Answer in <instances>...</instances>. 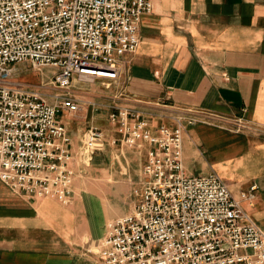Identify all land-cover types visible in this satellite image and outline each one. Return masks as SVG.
<instances>
[{"label":"built area","instance_id":"1","mask_svg":"<svg viewBox=\"0 0 264 264\" xmlns=\"http://www.w3.org/2000/svg\"><path fill=\"white\" fill-rule=\"evenodd\" d=\"M151 10V0H0V180L6 186L28 198L69 201L72 136L58 114L100 108L70 87L85 77L116 81L118 58L136 50L141 16ZM17 63L57 72L36 87L14 78ZM48 84L52 92L43 91ZM190 113L151 130L143 111L110 107L120 135L114 143L149 148L138 200L109 220L94 250L100 264H264V229L227 183L213 172H184L182 134L196 122ZM104 141L102 129L89 126L78 162H89ZM256 187L241 198L251 202Z\"/></svg>","mask_w":264,"mask_h":264},{"label":"crops","instance_id":"2","mask_svg":"<svg viewBox=\"0 0 264 264\" xmlns=\"http://www.w3.org/2000/svg\"><path fill=\"white\" fill-rule=\"evenodd\" d=\"M151 2L136 50L118 58L116 81L102 80L114 92L105 103L83 98L100 108H82L75 128L66 121L75 172L69 201L28 198L0 180V264H100L92 248L109 220L138 200L149 148L114 143L113 106L143 111L151 130L191 110L196 122L182 134L185 174L219 175L264 229V0ZM239 121L246 126L237 129ZM89 126L102 127L105 141L81 176L77 152ZM252 184L250 202L240 195Z\"/></svg>","mask_w":264,"mask_h":264},{"label":"rangeland","instance_id":"3","mask_svg":"<svg viewBox=\"0 0 264 264\" xmlns=\"http://www.w3.org/2000/svg\"><path fill=\"white\" fill-rule=\"evenodd\" d=\"M15 67L16 69L14 73V78L16 80L23 81L30 85H35L36 87L37 86L41 87L42 80L44 82L49 81L53 77V75L57 72V68L52 67V66L44 67L41 70H36L31 67L30 63H17ZM84 79L86 81L84 80L74 81L72 86L70 87L71 91L76 94V97H78L81 100L84 98L85 100L87 99V100H92L98 103L99 102L105 103L106 99H108L111 96L112 92H114L115 87L113 84H108L107 82H103L102 80H99V79H95L93 81H90L91 79H86V78ZM50 86L51 85L48 84L47 87L49 88L44 87L43 91L52 92L53 89ZM86 107L87 106H81V108L78 110V112H76L77 114L75 115L71 113H67V112H62L58 114V117L61 119L63 123L66 124L67 122H69V124L73 128H75L77 125L76 123L81 120L80 119L81 114L79 113V111H81L82 108L85 109ZM87 108L89 110L91 109L89 107ZM240 128L241 127L238 125L237 129H240ZM90 161L87 162L86 164L79 163L81 176L84 174V167L87 166L90 163ZM0 186H3L1 181H0ZM137 196H139V194H137ZM92 249L96 250L97 247H93Z\"/></svg>","mask_w":264,"mask_h":264},{"label":"bare ground","instance_id":"4","mask_svg":"<svg viewBox=\"0 0 264 264\" xmlns=\"http://www.w3.org/2000/svg\"><path fill=\"white\" fill-rule=\"evenodd\" d=\"M100 75H102L103 73H99ZM86 79H91V78H89V77H85Z\"/></svg>","mask_w":264,"mask_h":264}]
</instances>
